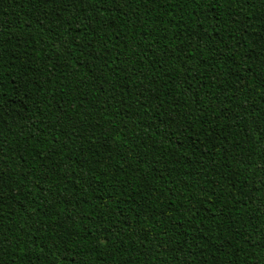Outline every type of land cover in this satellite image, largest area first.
<instances>
[{
	"label": "trees",
	"instance_id": "1",
	"mask_svg": "<svg viewBox=\"0 0 264 264\" xmlns=\"http://www.w3.org/2000/svg\"><path fill=\"white\" fill-rule=\"evenodd\" d=\"M0 264H264V0H0Z\"/></svg>",
	"mask_w": 264,
	"mask_h": 264
}]
</instances>
